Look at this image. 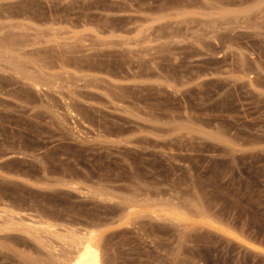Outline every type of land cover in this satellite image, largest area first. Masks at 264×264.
<instances>
[{"label": "rangeland", "instance_id": "1", "mask_svg": "<svg viewBox=\"0 0 264 264\" xmlns=\"http://www.w3.org/2000/svg\"><path fill=\"white\" fill-rule=\"evenodd\" d=\"M45 220L102 264H264V0H0V264H64Z\"/></svg>", "mask_w": 264, "mask_h": 264}, {"label": "bare ground", "instance_id": "2", "mask_svg": "<svg viewBox=\"0 0 264 264\" xmlns=\"http://www.w3.org/2000/svg\"><path fill=\"white\" fill-rule=\"evenodd\" d=\"M34 84H37L35 81L32 80ZM36 86V85H34ZM65 181H63L64 183ZM69 182V181H68ZM66 181L65 185H72L70 182ZM164 205V204H163ZM159 206L160 211L163 213H167L173 216L174 208L173 206H169V204L165 206ZM177 213V212H176ZM177 215L173 216L176 217ZM46 221V220H45ZM38 226L33 227L30 225H24L25 228H21L22 231L27 233L32 237H36V232L39 228L43 229L44 231H48L49 229L57 235L61 240L65 243L71 245V248L74 249V254H70L69 257L66 258L64 264H102V257L101 251L99 246V239H98V231L94 228H87L81 234H78L76 231H70V236H62L58 233H55L53 230V224L49 221L40 222ZM20 229V228H19Z\"/></svg>", "mask_w": 264, "mask_h": 264}]
</instances>
